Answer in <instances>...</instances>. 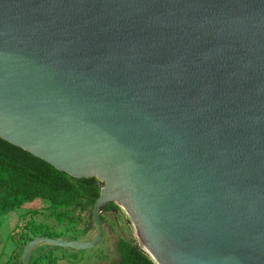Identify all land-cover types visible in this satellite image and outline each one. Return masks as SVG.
Returning <instances> with one entry per match:
<instances>
[{
    "label": "water",
    "instance_id": "95a60500",
    "mask_svg": "<svg viewBox=\"0 0 264 264\" xmlns=\"http://www.w3.org/2000/svg\"><path fill=\"white\" fill-rule=\"evenodd\" d=\"M0 137L99 186L20 264L110 202L156 264H264V0H0Z\"/></svg>",
    "mask_w": 264,
    "mask_h": 264
},
{
    "label": "trees",
    "instance_id": "16d2710c",
    "mask_svg": "<svg viewBox=\"0 0 264 264\" xmlns=\"http://www.w3.org/2000/svg\"><path fill=\"white\" fill-rule=\"evenodd\" d=\"M98 194L96 178H75L0 137V215L41 199L48 203L46 207L55 212L59 221L76 219L80 224V215L87 213L82 224L84 233L88 234L90 211ZM118 208L110 202L103 211ZM37 235L51 236L34 223H19L10 233L16 248L13 253L16 264H20L19 256L26 243ZM117 250L119 259L109 264H156L132 238L121 237ZM54 260L49 259V263ZM7 264L13 263L9 260Z\"/></svg>",
    "mask_w": 264,
    "mask_h": 264
},
{
    "label": "rangeland",
    "instance_id": "374dc122",
    "mask_svg": "<svg viewBox=\"0 0 264 264\" xmlns=\"http://www.w3.org/2000/svg\"><path fill=\"white\" fill-rule=\"evenodd\" d=\"M47 205L48 203L46 201L39 199L24 207L0 215V232L6 233L7 225L10 224L16 225L23 223L31 225L34 223L39 226V230L51 234V236H64L75 239L87 237V233H84L83 230L84 224H82V220L86 219L87 213H82L80 215L82 218L80 224L76 219L59 221L56 219L55 212L47 208ZM70 212L77 213L73 210ZM104 216L105 237L98 246L88 250L67 251L60 247H50L47 244H41L33 251L30 264H50L49 259L55 258V256H65L70 260L77 261L86 254L95 256L94 264H109L112 261L118 260L117 241L120 237L129 238V236L116 212L111 211L105 213ZM91 230L89 232H91ZM12 241L10 237L5 249L6 256L10 255L11 249L14 246Z\"/></svg>",
    "mask_w": 264,
    "mask_h": 264
},
{
    "label": "crops",
    "instance_id": "0c3cea01",
    "mask_svg": "<svg viewBox=\"0 0 264 264\" xmlns=\"http://www.w3.org/2000/svg\"><path fill=\"white\" fill-rule=\"evenodd\" d=\"M17 225V224H16ZM16 225L10 224L7 225V231L6 233L0 232V264H7L9 260L13 264H16V258H14L13 253L15 251V246L12 247L10 255H5V249L7 246V242L9 240L10 233L16 228ZM90 232L86 235L88 236ZM39 247V246H38ZM36 247L35 249H37ZM94 256V255H93ZM86 254L83 257L79 258V260H70L66 258L65 256H55V260L51 264H94L95 263V256Z\"/></svg>",
    "mask_w": 264,
    "mask_h": 264
},
{
    "label": "flooded vegetation",
    "instance_id": "af4514ba",
    "mask_svg": "<svg viewBox=\"0 0 264 264\" xmlns=\"http://www.w3.org/2000/svg\"><path fill=\"white\" fill-rule=\"evenodd\" d=\"M113 211H114V210H113ZM118 211H119V208H118L117 211H114V212H118ZM109 212H111V211H110V210L103 211L104 221H105V216H104V214H105V213H109ZM120 238H121V237H120ZM119 240H120V239H119ZM119 240H118V241H119ZM118 241H117V242H118Z\"/></svg>",
    "mask_w": 264,
    "mask_h": 264
}]
</instances>
